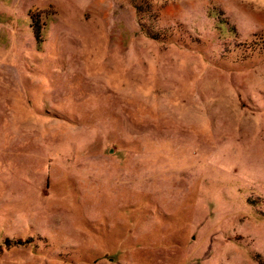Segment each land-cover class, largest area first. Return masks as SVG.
<instances>
[{
  "label": "rangeland",
  "instance_id": "374dc122",
  "mask_svg": "<svg viewBox=\"0 0 264 264\" xmlns=\"http://www.w3.org/2000/svg\"><path fill=\"white\" fill-rule=\"evenodd\" d=\"M0 264H264V0H0Z\"/></svg>",
  "mask_w": 264,
  "mask_h": 264
}]
</instances>
